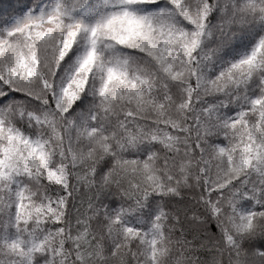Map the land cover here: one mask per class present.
Instances as JSON below:
<instances>
[{"label": "snow or ice", "instance_id": "obj_1", "mask_svg": "<svg viewBox=\"0 0 264 264\" xmlns=\"http://www.w3.org/2000/svg\"><path fill=\"white\" fill-rule=\"evenodd\" d=\"M0 264H264V0H0Z\"/></svg>", "mask_w": 264, "mask_h": 264}]
</instances>
